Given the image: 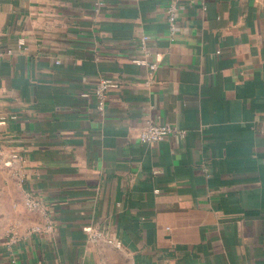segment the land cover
<instances>
[{
	"label": "crops",
	"instance_id": "obj_1",
	"mask_svg": "<svg viewBox=\"0 0 264 264\" xmlns=\"http://www.w3.org/2000/svg\"><path fill=\"white\" fill-rule=\"evenodd\" d=\"M96 1L0 0V264H264V0Z\"/></svg>",
	"mask_w": 264,
	"mask_h": 264
},
{
	"label": "built area",
	"instance_id": "obj_2",
	"mask_svg": "<svg viewBox=\"0 0 264 264\" xmlns=\"http://www.w3.org/2000/svg\"><path fill=\"white\" fill-rule=\"evenodd\" d=\"M96 4L98 6H104V0H97ZM169 20L173 27L176 26V21L178 17V6L176 3H172L168 9ZM143 44L145 41L143 40ZM220 53V52H217ZM8 54H12L11 51H8ZM135 63L139 66L148 65L150 68L151 77L154 76L156 71L158 70V64L152 63L148 64L144 59L135 60ZM84 82L88 84V79L84 78ZM119 82L117 80L111 78H102L98 84L94 88L84 89L81 93L82 98L86 99H96L98 104V110L100 112H105L107 109V104L109 100V93L113 89L119 88ZM18 119V116L14 113H9L4 110L0 106V166L6 168L20 169L21 165L26 163L24 156L16 150H12V148L7 145L6 140L3 135V127L8 124V122L15 121ZM178 136L184 138L187 135L185 130L179 129L169 123L165 122H155L153 120H148L143 124L141 131L139 133V139L142 143H158L164 141L169 136ZM25 204L30 210H39L43 208L42 199L31 193L28 194L25 200ZM54 225L52 222L47 224L46 228L36 227L32 228L29 232H51L53 230ZM90 238L94 241H97L101 235L95 234L92 229H88ZM10 243H16V235L13 230L10 231L9 235ZM110 243H114V240H109ZM115 244L120 247V242H115ZM13 264H17V260L15 258L12 259Z\"/></svg>",
	"mask_w": 264,
	"mask_h": 264
}]
</instances>
